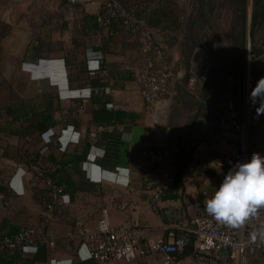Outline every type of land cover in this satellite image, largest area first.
<instances>
[{
  "label": "crops",
  "instance_id": "0c3cea01",
  "mask_svg": "<svg viewBox=\"0 0 264 264\" xmlns=\"http://www.w3.org/2000/svg\"><path fill=\"white\" fill-rule=\"evenodd\" d=\"M78 4L90 17L100 11V0H78ZM261 10L264 17V6ZM92 25L83 22L86 28ZM105 34L106 30H103L85 37L87 65L94 67L97 61L106 65L108 92L105 93L110 95L109 106L135 116L132 122L116 127L120 137V159L114 169L101 167L104 144L100 141L94 144V133L102 128L91 122V106L88 103L91 89L69 90L65 63L61 57L26 64L31 76L23 96L24 105L19 102L14 108V115H18L26 112L28 107L39 108L42 97L48 105L50 97L58 96L64 111L71 104L69 98L71 102L76 98L82 99L77 114L78 128L60 122L59 114L55 113L54 118L48 121V131L42 136L44 140L52 134L58 136L61 148L54 151V156L65 166L76 184L75 188L60 197L52 215H40L42 207L32 197L34 178L17 155L19 146L25 140L7 132L0 133L1 138L11 144L9 151L5 149L0 153V183L7 187V193L0 194V235L8 233L11 228L18 231L37 224L44 226V233L54 239L53 245L47 251V261L36 264H100L91 259L87 246L78 236L77 222L82 221L93 229L103 207L108 210L112 225L130 227L139 238L163 236L172 222L203 212L204 200L213 196L225 177L219 160L229 148V135L220 130L219 118L224 114L227 101L231 100L237 107L242 106L246 80L251 93L257 81L264 77L262 36L256 40L259 48L254 50L253 57L249 52L247 57H240L241 52L236 53L233 48H226L222 53L220 45L210 46L211 43H207L209 46L201 43L189 47L185 38L180 39L178 54L175 53L176 57L169 60L172 77L167 90L154 107L147 108L139 96L137 83L146 59L140 39L135 40L127 34L115 35V41L111 42L107 51H93L92 44L100 43ZM213 50H218V54L215 55ZM15 58L21 60L22 57ZM43 78L47 79L45 83L36 82ZM191 79L194 81L191 82ZM249 106L251 115L259 123L256 153L264 156V114H256L258 105L251 100ZM86 139L92 145L85 160L77 161ZM148 142L161 148L165 155L163 168L154 174L157 181L163 175L175 172L177 159L187 158L182 196L175 200H161L159 213L151 210L149 199L152 190L144 184L148 175L144 168ZM48 153L47 148L42 149L43 155ZM163 214L167 215L166 221ZM25 258L21 264H30L27 260L29 256ZM160 260L158 254H152L124 264H159ZM172 264L201 263L192 255H177Z\"/></svg>",
  "mask_w": 264,
  "mask_h": 264
},
{
  "label": "built area",
  "instance_id": "2783aa9c",
  "mask_svg": "<svg viewBox=\"0 0 264 264\" xmlns=\"http://www.w3.org/2000/svg\"><path fill=\"white\" fill-rule=\"evenodd\" d=\"M66 2L73 5L78 0ZM99 12L98 23H102L104 19H120L125 29L139 30L141 47L146 54L144 67L137 77L139 96L147 108L154 107L165 94L172 77L166 48L153 31L137 18L133 9L124 7L120 0H100ZM101 68H105L101 61H97L94 67L87 65L89 75H93ZM102 71L105 73V69ZM104 91L108 92V89L105 88ZM249 103L250 84L246 80L242 106L237 107L231 100L227 101L224 114L219 118L220 130L229 135V148L219 160L225 175L237 162H247L252 154L256 153L259 123L251 115ZM145 156V165L163 168L165 155L161 148L148 142ZM31 170L50 185V179L43 176L46 169L32 165ZM167 181L168 175H163L159 180L161 183ZM59 193L60 189H57L54 200L45 204L48 211L54 210ZM160 197L161 192L153 189L149 205L155 213L160 212L158 206ZM77 228V234L87 246L89 256L100 264L108 262L124 264L144 259L152 254H158L162 264H172L190 240L192 256L201 264H249L251 260L264 263V208H259L254 216H250L238 227L220 223L204 210L197 216L180 218L172 222L165 229L163 236L139 238L130 227L112 225L108 210L103 207L93 229H89L82 221L77 222ZM53 240L51 235L40 233L34 227L21 228L11 235L6 233L0 235V254L7 249L30 257L39 244L45 243L51 247Z\"/></svg>",
  "mask_w": 264,
  "mask_h": 264
},
{
  "label": "trees",
  "instance_id": "16d2710c",
  "mask_svg": "<svg viewBox=\"0 0 264 264\" xmlns=\"http://www.w3.org/2000/svg\"><path fill=\"white\" fill-rule=\"evenodd\" d=\"M172 1L173 0H167L162 4L161 0H120L124 7L133 9L137 18L143 21L153 33L154 30H158L164 19H166V16H173L175 20L174 15L176 14H174L173 11H166V7ZM60 2L65 4L66 0H60ZM73 5H75L76 9L81 13L79 35L77 39H73L72 41L71 46L73 52H71V54H68V52L67 55L61 58L64 59L69 90H76L83 87H89L91 89L88 97V103L91 106V122L94 126L102 128L94 133V137L96 138L94 144H98L99 141L104 144L105 152L101 159V167L111 170L116 167L120 159V137L116 127L121 124L132 122L135 116L129 112L113 109L109 106L111 103L110 95L104 91L108 86V69L106 65H104L105 73L102 71L104 69L101 68L93 75H89L87 69L85 37L106 30V34L102 37L101 42L92 44L91 47L93 51L103 53L111 47V42L115 41V35L127 34L132 36L135 40H139L140 33L138 29H125L120 19H104L102 23H98L97 16L100 12L96 16L90 17L80 9L78 2ZM83 22H90L93 25L86 28L83 26ZM32 50L29 49L25 52V58L34 62L39 59H45L38 53V47ZM20 103L24 105V99H22ZM72 103L73 107H68L63 111L60 107L59 97L52 96L48 99V105L46 104L45 97H42L39 108H35L34 106L28 107L26 112L18 115H14V108L17 104L12 107L0 109V133L7 132V134L17 135L25 140L24 143L19 146L17 155L20 157V161L26 166V170L31 173L34 178L35 184L31 187L32 197L43 209H46V203L54 200L57 189H60V193L55 201L76 186L65 166L54 156V151L61 148L58 142V136L52 134L47 142L42 139V136L48 131V121L53 119L54 114L57 112H63L60 116V122L63 121L64 124L70 123L74 128H78L77 114L81 107L82 99L76 98ZM2 112H4L3 115ZM38 144L40 145L38 146ZM91 145L88 139H86L82 154L78 156L77 161L85 160ZM43 148L48 149V155L45 156L42 154ZM186 163V157L177 159L175 172L168 175V181L166 183L157 181L158 178L154 176V174H158V168L145 165V172L148 174L144 181L145 186L150 190L158 189L161 192L160 198L162 201L180 198L183 194V172ZM32 165H38L47 170L43 176L50 179V185H47L43 181V177H39L31 170ZM5 193H7V187L0 183V194L4 195ZM162 216L166 221L167 215L163 214ZM15 232H17V229L11 228L6 234L11 235ZM42 233L44 234V231ZM48 249L49 247L45 243L39 244L36 251L27 260L30 264L46 262ZM189 255H192L191 240L183 252L179 254L180 257ZM25 260L26 258L17 251L5 249L0 254V264H21Z\"/></svg>",
  "mask_w": 264,
  "mask_h": 264
},
{
  "label": "rangeland",
  "instance_id": "374dc122",
  "mask_svg": "<svg viewBox=\"0 0 264 264\" xmlns=\"http://www.w3.org/2000/svg\"><path fill=\"white\" fill-rule=\"evenodd\" d=\"M161 1L163 4L167 0ZM190 1L170 2L166 11H173L176 14L174 15L176 22L173 16H166L158 30H154L155 35L166 48L169 60L170 57H176L179 40L184 38L189 47L201 43L209 46L208 44L211 43L210 46L220 45L222 53L226 48H233L236 53L241 52L240 57H247L248 52L250 57H253L254 50L259 48L256 41L258 36L264 37V17L260 13L264 0H246L245 10L240 15L234 13L232 3L220 5L217 0H207L205 12L209 17L208 20L202 13L198 14L200 9L197 0L194 1L193 6ZM80 17L75 5L67 2L63 4L60 0H0V109L15 106L27 91L31 72L26 64H37L38 61L25 58V52L38 47V53L45 59L63 57L68 52L71 54L72 41L79 35ZM196 17L198 23L195 25ZM209 33L212 35L209 36ZM214 35L216 37L213 39ZM186 49L189 50L188 47ZM213 51L215 55L218 54V50ZM15 57L22 58L18 60ZM45 81L47 79L43 78L36 82L42 84ZM69 100L71 103L69 107H73L71 98ZM60 107L63 109L61 104ZM57 113L59 117L62 115L60 112ZM49 138L42 139L48 141ZM10 145L7 139L0 136V153L5 149L9 151ZM59 200L60 197L57 202ZM55 208L53 211L41 208L40 215L44 217L45 214L52 215ZM31 227L38 228L40 232L44 230V226L38 224ZM159 264H162L161 260ZM249 264L264 263L251 260Z\"/></svg>",
  "mask_w": 264,
  "mask_h": 264
},
{
  "label": "clouds",
  "instance_id": "9594fccd",
  "mask_svg": "<svg viewBox=\"0 0 264 264\" xmlns=\"http://www.w3.org/2000/svg\"><path fill=\"white\" fill-rule=\"evenodd\" d=\"M256 114H264V77L250 93ZM205 210L218 222L238 227L259 208H264V156L253 153L247 162H237L229 169L219 188L204 200Z\"/></svg>",
  "mask_w": 264,
  "mask_h": 264
},
{
  "label": "flooded vegetation",
  "instance_id": "af4514ba",
  "mask_svg": "<svg viewBox=\"0 0 264 264\" xmlns=\"http://www.w3.org/2000/svg\"><path fill=\"white\" fill-rule=\"evenodd\" d=\"M194 1L195 0H191L190 2L192 3L191 5L193 6V4H194ZM218 1V3L220 4V5H224V3L226 4V5H231V3H232V9H233V11H234V13H237L238 15H240L242 12H244V10H245V2H246V0H217ZM189 2V3H190ZM196 3H198V8L200 9L199 11H198V14L199 15H201V13L203 14V17L206 19V20H208L209 19V17L207 16V14H206V8H205V5H207V0H197L196 1ZM235 3V4H234ZM256 8L258 7V5H256L255 6ZM254 7V8H255ZM255 8V9H256ZM198 23V17H196L195 18V22H194V24L196 25ZM212 35V33H209V36H211ZM207 36H208V34H207ZM216 36L214 35V37H213V39L215 38Z\"/></svg>",
  "mask_w": 264,
  "mask_h": 264
},
{
  "label": "water",
  "instance_id": "95a60500",
  "mask_svg": "<svg viewBox=\"0 0 264 264\" xmlns=\"http://www.w3.org/2000/svg\"><path fill=\"white\" fill-rule=\"evenodd\" d=\"M65 84H66V76H65Z\"/></svg>",
  "mask_w": 264,
  "mask_h": 264
}]
</instances>
